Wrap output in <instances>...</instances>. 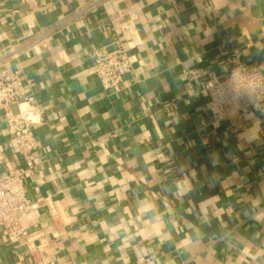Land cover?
I'll list each match as a JSON object with an SVG mask.
<instances>
[{
  "label": "crops",
  "instance_id": "0c3cea01",
  "mask_svg": "<svg viewBox=\"0 0 264 264\" xmlns=\"http://www.w3.org/2000/svg\"><path fill=\"white\" fill-rule=\"evenodd\" d=\"M97 1L0 0V67L40 111L31 235L0 230V264H137L133 246L144 264H264V102L234 136L202 89L233 49L264 62V0ZM119 46L133 67L105 90L90 58ZM20 165L0 112V174Z\"/></svg>",
  "mask_w": 264,
  "mask_h": 264
},
{
  "label": "built area",
  "instance_id": "2783aa9c",
  "mask_svg": "<svg viewBox=\"0 0 264 264\" xmlns=\"http://www.w3.org/2000/svg\"><path fill=\"white\" fill-rule=\"evenodd\" d=\"M239 56V51L233 49L225 59L229 67L227 75L223 78L209 75L202 85L207 95L206 112L213 122H225L234 136L240 134L247 122L262 110L264 102V62L244 64ZM90 65L105 90L115 89L133 67L121 46L113 50L96 49ZM14 105L20 107L17 114L11 111ZM0 112L21 162L20 166L0 174V230L12 242L26 241L31 234L22 226L21 220L37 207L25 194V182L36 169L34 152L38 146L30 126L39 122L40 111L33 96L24 92L17 76L3 67H0ZM49 212L55 220L56 209L50 207ZM133 253L137 264L145 263L136 246H133Z\"/></svg>",
  "mask_w": 264,
  "mask_h": 264
}]
</instances>
